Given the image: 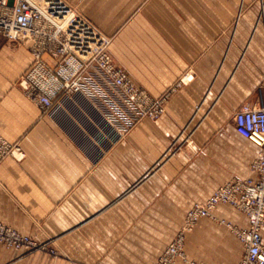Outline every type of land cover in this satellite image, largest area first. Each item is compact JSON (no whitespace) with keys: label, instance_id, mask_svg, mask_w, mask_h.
Returning <instances> with one entry per match:
<instances>
[{"label":"crops","instance_id":"crops-1","mask_svg":"<svg viewBox=\"0 0 264 264\" xmlns=\"http://www.w3.org/2000/svg\"><path fill=\"white\" fill-rule=\"evenodd\" d=\"M65 1L111 39L116 64L138 87L155 98L172 92L158 120L110 121L118 136L77 118L86 130L79 137L27 96L20 80L31 52L0 35V139L24 154L0 165V222L47 247L0 244V264H157L196 204L234 179L257 177L260 149L238 134L234 116L264 105V6ZM214 216L186 235L188 258L239 264L245 247L228 224L246 230L248 218L226 204Z\"/></svg>","mask_w":264,"mask_h":264},{"label":"built area","instance_id":"built-area-1","mask_svg":"<svg viewBox=\"0 0 264 264\" xmlns=\"http://www.w3.org/2000/svg\"><path fill=\"white\" fill-rule=\"evenodd\" d=\"M264 6V0H261ZM0 35L10 44L27 46L33 63L20 86L43 116L60 124H73L82 137L86 130L73 120L96 119L100 131L112 130L110 121L125 118L131 126L144 119L158 120L165 114L171 92L155 98L138 87L119 67L110 52L111 39L65 0H0ZM264 91V83L262 85ZM239 135L260 149L251 169L255 179H234L186 215L183 227L157 264H200L188 258L186 235L204 218L215 219L218 206L226 204L249 220L246 230L228 226L243 243L239 264H264V105L243 106L234 116ZM99 131V130H98ZM185 142L190 146L189 138ZM196 151L197 147L193 146ZM18 143L0 139V165L7 158L23 159ZM0 244L8 249L35 253L45 245L0 222ZM56 255V253H52Z\"/></svg>","mask_w":264,"mask_h":264}]
</instances>
